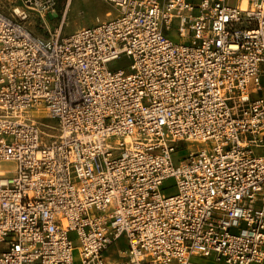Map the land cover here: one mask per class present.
Instances as JSON below:
<instances>
[{
  "label": "built area",
  "instance_id": "built-area-1",
  "mask_svg": "<svg viewBox=\"0 0 264 264\" xmlns=\"http://www.w3.org/2000/svg\"><path fill=\"white\" fill-rule=\"evenodd\" d=\"M59 1L0 10V264H264V0Z\"/></svg>",
  "mask_w": 264,
  "mask_h": 264
},
{
  "label": "rangeland",
  "instance_id": "rangeland-1",
  "mask_svg": "<svg viewBox=\"0 0 264 264\" xmlns=\"http://www.w3.org/2000/svg\"><path fill=\"white\" fill-rule=\"evenodd\" d=\"M65 0H60L57 8L56 14L54 16L45 17V24H42L40 19L37 17H32L30 21L27 23V26L32 30V32L41 37H48L50 34H54L58 31L60 24L62 23V29L60 32V36H69L72 33L82 29L94 26L96 24V20L103 21L105 19V14L110 12L111 15H114V10L112 7L104 2L103 0H71L68 6V10L63 18V4ZM13 4V0H0V10L4 14H10V8ZM227 4L230 7H234L237 2L236 0H227ZM171 38L174 41H177L176 34L174 32L171 33ZM129 62L127 60H121L118 63H114L110 65V68H127ZM264 84V82H263ZM264 95V90H263ZM46 123H50L52 125L55 124L54 121H46ZM111 143H114V139L110 140ZM261 153V152H259ZM186 155V151L181 149L174 156V161L181 160ZM0 166L3 169H9L13 166L11 163H0ZM174 181L168 180L165 185L173 186ZM172 189L166 193H172ZM72 239H74V235H70ZM73 264H80L78 252L75 251L73 253ZM214 264V263H211Z\"/></svg>",
  "mask_w": 264,
  "mask_h": 264
},
{
  "label": "bare ground",
  "instance_id": "bare-ground-1",
  "mask_svg": "<svg viewBox=\"0 0 264 264\" xmlns=\"http://www.w3.org/2000/svg\"><path fill=\"white\" fill-rule=\"evenodd\" d=\"M71 1V0H70ZM70 1H69V4H70ZM69 6V5H68ZM245 6H246V2L244 1L243 3H242V8H245ZM111 16V13L110 12H108V13H106L105 14V18L106 17H110Z\"/></svg>",
  "mask_w": 264,
  "mask_h": 264
},
{
  "label": "crops",
  "instance_id": "crops-1",
  "mask_svg": "<svg viewBox=\"0 0 264 264\" xmlns=\"http://www.w3.org/2000/svg\"><path fill=\"white\" fill-rule=\"evenodd\" d=\"M55 14H52L51 16H54Z\"/></svg>",
  "mask_w": 264,
  "mask_h": 264
}]
</instances>
